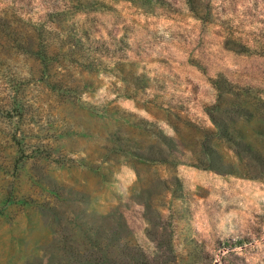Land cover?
<instances>
[{"label":"rangeland","instance_id":"1","mask_svg":"<svg viewBox=\"0 0 264 264\" xmlns=\"http://www.w3.org/2000/svg\"><path fill=\"white\" fill-rule=\"evenodd\" d=\"M0 264H264V0H0Z\"/></svg>","mask_w":264,"mask_h":264},{"label":"trees","instance_id":"2","mask_svg":"<svg viewBox=\"0 0 264 264\" xmlns=\"http://www.w3.org/2000/svg\"><path fill=\"white\" fill-rule=\"evenodd\" d=\"M69 30V32H71V34H73L74 33V35H73V38L74 39H76V42L77 43H79L81 46H84V43H83V37L84 36H87V34L89 33V30L88 29H86V28H80V26H76V27H72V28H69L68 29ZM60 34V33H59ZM61 37H64L65 39H66V43H70V48L71 47H73V49H72V51H76V49L74 48L75 47V45L72 43V41H71V39L69 38V36L68 37H65L64 35H60ZM69 51H71L70 49H69ZM70 54V53H69ZM67 55V57L69 58L70 57V55ZM39 55V58L41 59V61L44 63V64H46L47 65V60H46V54H44V53H42V54H38ZM48 80V79H47ZM52 82L51 81H48V84H51ZM215 84V87L218 89V91H219V89H221V86H219V84H217V82H214ZM220 87V88H219ZM224 92H222V94H223ZM221 95V94H220Z\"/></svg>","mask_w":264,"mask_h":264}]
</instances>
